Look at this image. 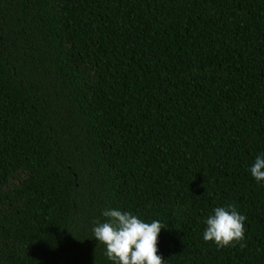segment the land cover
<instances>
[{"label":"trees","instance_id":"trees-1","mask_svg":"<svg viewBox=\"0 0 264 264\" xmlns=\"http://www.w3.org/2000/svg\"><path fill=\"white\" fill-rule=\"evenodd\" d=\"M261 153L264 0H0V264H112L109 207L165 224V264H264Z\"/></svg>","mask_w":264,"mask_h":264},{"label":"clouds","instance_id":"clouds-1","mask_svg":"<svg viewBox=\"0 0 264 264\" xmlns=\"http://www.w3.org/2000/svg\"><path fill=\"white\" fill-rule=\"evenodd\" d=\"M257 184L264 183V153L255 157L249 169ZM104 222L97 221L93 238L105 247L112 264H165L158 255V236L165 224L160 220L146 222L130 211L106 208ZM234 205L217 206L205 219L203 239L214 242L217 248L232 246L245 239V221Z\"/></svg>","mask_w":264,"mask_h":264}]
</instances>
